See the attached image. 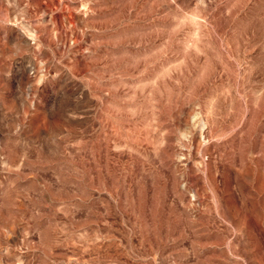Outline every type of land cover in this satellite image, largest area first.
Instances as JSON below:
<instances>
[{
  "label": "rangeland",
  "instance_id": "1",
  "mask_svg": "<svg viewBox=\"0 0 264 264\" xmlns=\"http://www.w3.org/2000/svg\"><path fill=\"white\" fill-rule=\"evenodd\" d=\"M0 264H264V0H0Z\"/></svg>",
  "mask_w": 264,
  "mask_h": 264
}]
</instances>
